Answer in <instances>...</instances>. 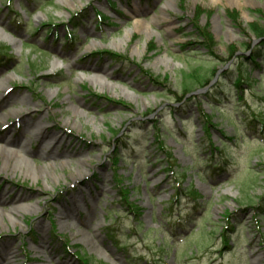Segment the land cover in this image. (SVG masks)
<instances>
[{
  "label": "rangeland",
  "instance_id": "374dc122",
  "mask_svg": "<svg viewBox=\"0 0 264 264\" xmlns=\"http://www.w3.org/2000/svg\"><path fill=\"white\" fill-rule=\"evenodd\" d=\"M254 24L264 0H0V137L29 160L0 170V249L15 264H264V46L232 84L261 46ZM183 75L201 77L192 92ZM29 121L63 138L57 156Z\"/></svg>",
  "mask_w": 264,
  "mask_h": 264
},
{
  "label": "bare ground",
  "instance_id": "6f19581e",
  "mask_svg": "<svg viewBox=\"0 0 264 264\" xmlns=\"http://www.w3.org/2000/svg\"><path fill=\"white\" fill-rule=\"evenodd\" d=\"M217 0H211V2H214ZM140 25V22L137 21L136 22V26ZM92 70L94 71H98L100 74L101 72H104L106 75H109V72L107 71V67H103L100 70L98 69V67L95 65L94 67H92ZM97 72V73H98ZM97 76V75H95ZM8 79H10V77H8ZM54 93H51V95L53 96ZM1 97H0V101H1ZM30 100L29 96H23L21 98V102L23 104H28ZM76 105L75 110H79L81 107H84L85 104H83V100L81 101H77L76 103H74ZM22 109V108H21ZM26 128H31L32 132L35 133L37 136H39V140L41 141V147L44 148L43 150H45V152L47 154L50 155V157H55L58 154V149L60 148L63 138L59 137L56 134L50 133V135L48 136V134L46 133V126L45 124H43L41 121H39V123H32V121H29L27 123ZM45 131V132H44ZM3 141H2V140ZM0 141L4 142L5 146L0 147V160H2V164H0V170H10L9 168L11 167V169L13 171L16 170V165H20L23 162H28V158H27V152H26V147L27 146H22L20 145L19 150H14L12 147H15V145L17 144L16 139H14L12 136L8 135V137H0ZM31 141V138L29 140V143ZM54 149V151H53ZM52 151V152H51ZM23 152V153H22ZM62 155H67L66 153H62ZM12 158H15V162L13 164H11L12 166H10V159L12 160ZM52 159V158H51ZM1 163V161H0ZM54 167V162H52L51 167ZM82 175V174H81ZM4 199V194L1 193L0 194V202H2ZM21 200V198L19 197H15L14 199H12L11 201V208H9V214L14 213L15 211H17L19 209V205L18 202ZM74 214L73 211H69V212H62L60 214V219L62 218H66L67 216H72ZM1 249H0V264H15L16 262V251L14 248H11L10 246H8L7 244L3 243L1 245Z\"/></svg>",
  "mask_w": 264,
  "mask_h": 264
},
{
  "label": "trees",
  "instance_id": "16d2710c",
  "mask_svg": "<svg viewBox=\"0 0 264 264\" xmlns=\"http://www.w3.org/2000/svg\"><path fill=\"white\" fill-rule=\"evenodd\" d=\"M78 15L79 14H77L76 16L75 15L73 16L74 21H76L78 19L77 18ZM73 27L76 28V26H73ZM251 30H252V32H254L256 34V36L258 38H260L261 46H260V48H257L253 52L254 56L252 57L250 64L244 63V62H242V64H240V66L237 68L238 74L243 73V71H245L246 68L250 67L251 64L253 65V67H259L260 66L257 59L260 58V56H262V52H260V51H261V47L264 46V27L261 24H259V25L254 24L251 26ZM5 48H6L5 44L0 45V54L4 52ZM110 55H112L113 57H115L117 59L124 57L123 55H119V54H116L113 52H111ZM181 78H182L181 84H182L183 89H186V90L188 89V91H191V92L193 91L194 86L197 84V82L201 81V77H199L198 75H197V77L192 76V75H190V76H188V75L184 76L183 75ZM244 80H245L244 76L242 74H240V77L239 78L237 77L236 79H234L232 84L237 86V88H240V87H242L241 85L243 84ZM246 83L251 86V83L249 82V80H246ZM189 190L191 191L189 195L193 196L196 199L200 197V195H198V191L196 189H194L192 186L189 188ZM110 231H111L110 235H112V229ZM88 260L89 259L86 258V261H88Z\"/></svg>",
  "mask_w": 264,
  "mask_h": 264
}]
</instances>
